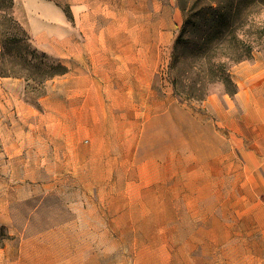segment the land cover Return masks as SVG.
<instances>
[{
	"label": "rangeland",
	"instance_id": "rangeland-1",
	"mask_svg": "<svg viewBox=\"0 0 264 264\" xmlns=\"http://www.w3.org/2000/svg\"><path fill=\"white\" fill-rule=\"evenodd\" d=\"M91 23L37 40L0 0L1 37L21 27L67 68L42 95L0 77V264L21 248L60 264H264V9L101 0ZM244 42L236 94L223 81L202 101L177 94Z\"/></svg>",
	"mask_w": 264,
	"mask_h": 264
},
{
	"label": "trees",
	"instance_id": "trees-1",
	"mask_svg": "<svg viewBox=\"0 0 264 264\" xmlns=\"http://www.w3.org/2000/svg\"><path fill=\"white\" fill-rule=\"evenodd\" d=\"M261 5L264 9V0H251V6L256 7ZM264 27V26H263ZM21 27H13L11 33V40L7 41V37L0 35V77H19L24 78L28 81L29 86L33 89L38 90L39 94L42 95L44 92V86L46 82L56 75H62L67 73V68L59 62H53L47 59L45 53H39L37 49L31 48L27 44V40L21 37ZM237 30L234 32L236 33ZM264 33V28H263ZM257 35V33H254ZM237 35H235L236 38ZM6 38V39H5ZM246 38V35H243ZM263 38L262 44L264 49V35L260 36ZM2 40V41H1ZM243 42V40H241ZM241 43V42H239ZM222 49V47H220ZM234 52L238 55L231 57L228 53H225L218 57L213 63L220 67V74L213 72L216 79H209V74L206 69L201 70L198 81L192 80L187 91L179 90L175 87L177 94L183 99L194 98L197 101H202L208 95L207 83H213L217 81H223L230 83L234 86L231 94L238 92L237 85L234 84L230 77V65L236 61L248 59L253 51V46L246 44H237L232 47ZM207 66V63H202V68ZM200 72V71H199ZM202 74V75H201Z\"/></svg>",
	"mask_w": 264,
	"mask_h": 264
},
{
	"label": "crops",
	"instance_id": "crops-1",
	"mask_svg": "<svg viewBox=\"0 0 264 264\" xmlns=\"http://www.w3.org/2000/svg\"><path fill=\"white\" fill-rule=\"evenodd\" d=\"M14 2L15 16L29 27L37 40L61 41L75 34L73 27H98L93 26L91 21L96 22L98 18L101 0H14ZM63 5L70 6L72 19L67 16ZM88 46H92V43ZM237 68L239 74H242L246 71L254 72L258 66L242 63ZM7 264H60V262L57 254L52 255L49 260L46 255L33 259L21 248L19 258Z\"/></svg>",
	"mask_w": 264,
	"mask_h": 264
}]
</instances>
